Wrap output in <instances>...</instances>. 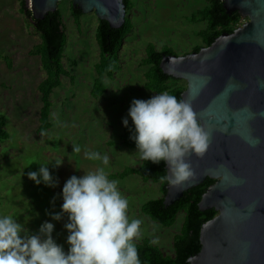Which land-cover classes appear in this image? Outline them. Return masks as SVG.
I'll use <instances>...</instances> for the list:
<instances>
[{
    "label": "rangeland",
    "instance_id": "1",
    "mask_svg": "<svg viewBox=\"0 0 264 264\" xmlns=\"http://www.w3.org/2000/svg\"><path fill=\"white\" fill-rule=\"evenodd\" d=\"M20 1L0 0V115L5 117L9 135L7 140L0 141V214L16 217L33 234L39 232L44 222L53 223V238L67 252L68 217L64 215L61 221H55L51 215L62 211L66 181L73 175L82 177L100 164L85 159L83 151L74 153L73 145H78L82 150L109 156V179L118 181L119 190L129 199V218L142 221L141 236L135 243L151 239L166 255H174V237L182 231L185 213L178 214L172 227L164 228L141 212L147 201L163 196L160 185L144 182L139 175H114L128 167L137 169L142 163L134 155L137 150L124 147L121 137L123 119L132 100H147L156 94L145 87L148 67L142 62L147 47L168 46L177 56L204 47L198 32L207 23L192 22L190 17L206 9L209 0H131L134 7L129 17L133 29L117 53L119 69L106 79V91L97 99L91 91L100 60L96 37L99 19L95 13L84 14L78 25L70 0H62L58 8L67 36L63 63L71 71L72 81L63 76L61 86L53 91L51 128L45 132H38L42 103L37 89L45 72L40 56L30 53L41 43V37L21 13ZM54 161L63 164L57 167ZM39 164H49L56 186L43 182L37 185L28 178L29 172L39 170Z\"/></svg>",
    "mask_w": 264,
    "mask_h": 264
},
{
    "label": "water",
    "instance_id": "2",
    "mask_svg": "<svg viewBox=\"0 0 264 264\" xmlns=\"http://www.w3.org/2000/svg\"><path fill=\"white\" fill-rule=\"evenodd\" d=\"M61 1L25 0L33 22L57 11ZM71 1L111 28L125 23L124 0ZM222 1L228 14L239 12L247 21L199 51L164 55L160 62L165 75L186 82L181 99L210 135L207 152L188 158L193 176L167 184L163 203L172 206L186 191L215 180L198 206L217 215L202 225L201 249L188 262L264 264V0Z\"/></svg>",
    "mask_w": 264,
    "mask_h": 264
},
{
    "label": "clouds",
    "instance_id": "3",
    "mask_svg": "<svg viewBox=\"0 0 264 264\" xmlns=\"http://www.w3.org/2000/svg\"><path fill=\"white\" fill-rule=\"evenodd\" d=\"M182 59V58H181ZM134 129L129 127V119ZM123 125L132 133L139 159L167 165L161 182L179 186L193 176L188 158L203 156L210 135L199 122L192 105L167 91L147 100L133 99ZM74 153L99 161L94 171L82 177L73 175L62 189L61 213L51 218L68 217L67 252L53 238L55 226L44 222L33 234L16 217L0 214V264H142L135 241L140 238L142 221L130 219V201L109 179L110 158L99 151L73 145ZM59 167L63 161H54ZM28 178L54 187L49 164H39Z\"/></svg>",
    "mask_w": 264,
    "mask_h": 264
},
{
    "label": "trees",
    "instance_id": "4",
    "mask_svg": "<svg viewBox=\"0 0 264 264\" xmlns=\"http://www.w3.org/2000/svg\"><path fill=\"white\" fill-rule=\"evenodd\" d=\"M124 3L127 16L121 28H111L106 21L99 20L98 22L96 37L100 50V60L96 64V78L91 91V95L95 99L104 95L106 79L113 77L119 69L116 58L117 53L120 51L123 40L133 29L132 19L129 14L133 10L134 5L131 0H124ZM70 7L74 22L79 25L84 14L78 8L72 6L71 0ZM20 11L30 22L33 30L41 37V43L33 47L30 53L34 56H40L41 67L45 72V78L37 87L42 103L38 132H45L51 128L49 117L53 91L61 86L63 76L70 77L72 81V73L65 68L63 63L67 42L65 25L59 8L57 11L49 13L43 20H34L33 23L30 21L32 14L25 0L20 1ZM190 19L192 22L201 21L207 23V27L198 32V36L203 40L204 46H209L223 33H232L246 20L239 12L228 14L223 7L222 0H209V6L204 10L193 13ZM200 49V47H196L192 52ZM164 55H175V51L168 46L158 49L155 45L150 44L147 47L146 58L142 62L143 66L148 67V71L145 74L146 90L156 94L167 91L181 99L182 93L187 88L186 82L184 83L182 80L163 73L160 69V62ZM5 126V117L0 115V141H5L9 137ZM129 127L134 129L132 122L129 123ZM131 134L129 128L124 127L121 143L130 150H137L135 142L130 139ZM165 171L164 162L153 164L142 160L141 165L137 169L128 167L121 173L115 174L114 177L126 178L131 175H139L144 182L160 185L163 196L147 201L141 208V212L164 228L172 227L178 214L181 212L185 213L182 231L174 237V255H166L151 239H144L136 244L142 264H190L188 259L201 249L200 230L202 225L217 215L214 209L201 211L198 206L208 186L214 183L215 180L206 179L203 184L186 191L183 197L174 205L165 207L163 201L167 183L161 182L159 179L161 175H164Z\"/></svg>",
    "mask_w": 264,
    "mask_h": 264
},
{
    "label": "flooded vegetation",
    "instance_id": "5",
    "mask_svg": "<svg viewBox=\"0 0 264 264\" xmlns=\"http://www.w3.org/2000/svg\"><path fill=\"white\" fill-rule=\"evenodd\" d=\"M32 18H30V21L33 23V21L31 20Z\"/></svg>",
    "mask_w": 264,
    "mask_h": 264
},
{
    "label": "built area",
    "instance_id": "6",
    "mask_svg": "<svg viewBox=\"0 0 264 264\" xmlns=\"http://www.w3.org/2000/svg\"><path fill=\"white\" fill-rule=\"evenodd\" d=\"M243 23H244V22H243ZM243 23H242V24H243Z\"/></svg>",
    "mask_w": 264,
    "mask_h": 264
}]
</instances>
